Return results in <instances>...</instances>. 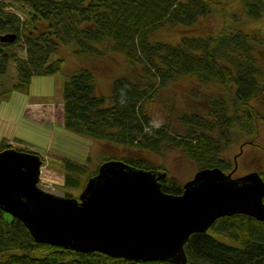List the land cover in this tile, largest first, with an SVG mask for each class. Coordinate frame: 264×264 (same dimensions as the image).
I'll return each instance as SVG.
<instances>
[{"label": "trees", "instance_id": "trees-1", "mask_svg": "<svg viewBox=\"0 0 264 264\" xmlns=\"http://www.w3.org/2000/svg\"><path fill=\"white\" fill-rule=\"evenodd\" d=\"M17 4L24 18L8 10ZM243 10L248 19H257L264 12V0H243ZM212 13L223 17L216 35H183L175 44L153 36L160 26H190ZM237 19L226 11L225 0H0V35H16L11 42L0 40V75L13 63L15 79L10 89L25 90L34 75L61 73L65 59H51L61 44H70L79 56L103 54L98 45L108 44L111 51L124 55L128 66L140 67L143 79L116 77L105 96L96 92L92 68L82 66L66 73L63 127L130 152L161 154L166 148L177 149L199 168L219 167L228 172L233 163L222 154L233 142L243 139V144L264 152V50L257 46L262 40L231 26ZM19 47L24 56L18 55ZM177 75L216 84L229 98L210 99L205 115L182 114L181 134L162 125L151 135L145 133L144 128L154 120L145 104ZM10 147L16 148L1 140L0 150ZM109 159L165 171L141 156L106 157L101 162ZM62 165V183L67 187L81 186L98 168L90 171L85 163L65 157ZM256 171L264 181V165ZM161 189L171 194L183 191L182 184L168 174L161 180ZM184 251L185 264H264V221L239 213L221 216L206 232L191 233ZM121 263L175 264L133 262L38 243L19 219L0 208V264Z\"/></svg>", "mask_w": 264, "mask_h": 264}, {"label": "water", "instance_id": "water-1", "mask_svg": "<svg viewBox=\"0 0 264 264\" xmlns=\"http://www.w3.org/2000/svg\"><path fill=\"white\" fill-rule=\"evenodd\" d=\"M15 33L0 35L3 42ZM37 153L0 150V208L19 219L35 242L78 252H100L133 262L185 264L184 244L221 216L264 221V181L253 170L233 177L219 167L200 168L180 194L161 189L166 171L134 167L120 159L99 164L78 196L38 186Z\"/></svg>", "mask_w": 264, "mask_h": 264}, {"label": "rangeland", "instance_id": "rangeland-1", "mask_svg": "<svg viewBox=\"0 0 264 264\" xmlns=\"http://www.w3.org/2000/svg\"><path fill=\"white\" fill-rule=\"evenodd\" d=\"M225 9L230 14L234 13L238 16V19L232 21L230 25L246 34H254L256 39L262 40V44L257 46L264 50V12L257 19H248L243 10V0H225ZM8 10L19 14L21 18L25 16L18 4L9 7ZM222 26V15L212 13L200 17L190 26H160L154 31L153 36L175 44L183 35L193 37L216 35ZM98 47L103 50V54L79 56L74 52L73 46L61 44L58 53L51 57L55 59L61 56L65 59L61 73L34 75L25 90L10 89L15 79L14 65L10 64L8 72L0 75V142L5 139L16 148L35 150L42 155L49 165L43 166L38 185L45 191L57 195L70 193L78 196L83 186V184L79 187L63 185V172L60 169L63 167L64 157L83 162L90 171H93L106 157L141 156L155 165L163 166L170 179L183 184L200 168L180 150L166 148L161 154L145 151L130 152L118 145L93 140L62 126L63 105L60 101L66 73L82 66L92 68L97 77L96 92L105 96H109L111 82L116 77L127 76L133 80H141L145 75L140 67L128 66L124 55L111 51L108 44H99ZM17 53L19 56H24V51L20 47ZM223 93L221 87L211 82H202L192 75H177L157 91L153 100L145 104V108L154 120L162 122V126H167L172 132L181 134L184 132V125L180 121L182 114L205 115L210 99L218 96L229 98V95ZM27 102H40L43 106H51L47 107L48 109L43 107V113L34 116L31 109L25 112ZM243 142V139L233 142L222 154L226 159L231 160L233 167L236 161L234 177L258 170L264 165V152L260 147ZM220 239L227 242L224 238Z\"/></svg>", "mask_w": 264, "mask_h": 264}, {"label": "crops", "instance_id": "crops-1", "mask_svg": "<svg viewBox=\"0 0 264 264\" xmlns=\"http://www.w3.org/2000/svg\"><path fill=\"white\" fill-rule=\"evenodd\" d=\"M60 102H62V100L60 101ZM26 110H25V112L29 109H31L32 110V113H33V115L34 116H36L38 113L39 114H41V113H43V107H49L50 108V106L51 105H49V106H43L40 102H27L26 103ZM41 108V109H40ZM48 109V108H47ZM62 112H63V108H62ZM62 124H63V122H62ZM9 142V141H8ZM11 143V142H10ZM49 165V164H48ZM61 170V169H60Z\"/></svg>", "mask_w": 264, "mask_h": 264}, {"label": "clouds", "instance_id": "clouds-1", "mask_svg": "<svg viewBox=\"0 0 264 264\" xmlns=\"http://www.w3.org/2000/svg\"><path fill=\"white\" fill-rule=\"evenodd\" d=\"M161 121H158V120H152L150 121V124L149 126H146L144 128V132L151 135L152 132H153V129H159L161 127Z\"/></svg>", "mask_w": 264, "mask_h": 264}, {"label": "flooded vegetation", "instance_id": "flooded-vegetation-1", "mask_svg": "<svg viewBox=\"0 0 264 264\" xmlns=\"http://www.w3.org/2000/svg\"><path fill=\"white\" fill-rule=\"evenodd\" d=\"M229 171V170H228ZM229 216V215H228Z\"/></svg>", "mask_w": 264, "mask_h": 264}]
</instances>
